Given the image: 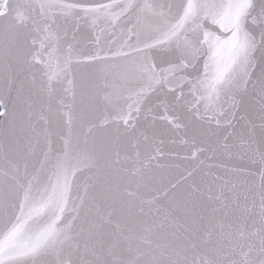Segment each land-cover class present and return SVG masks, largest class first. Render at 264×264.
Wrapping results in <instances>:
<instances>
[{
    "label": "snow or ice",
    "instance_id": "snow-or-ice-1",
    "mask_svg": "<svg viewBox=\"0 0 264 264\" xmlns=\"http://www.w3.org/2000/svg\"><path fill=\"white\" fill-rule=\"evenodd\" d=\"M0 264H264V0H0Z\"/></svg>",
    "mask_w": 264,
    "mask_h": 264
}]
</instances>
